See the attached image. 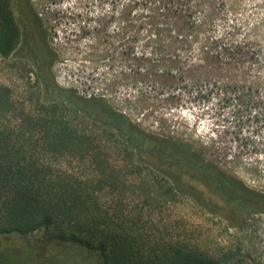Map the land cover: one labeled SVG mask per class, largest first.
<instances>
[{
	"label": "trees",
	"instance_id": "trees-1",
	"mask_svg": "<svg viewBox=\"0 0 264 264\" xmlns=\"http://www.w3.org/2000/svg\"><path fill=\"white\" fill-rule=\"evenodd\" d=\"M109 3L93 28L89 42L95 47L88 57L100 60L117 54L125 71L137 77L142 97H149V88L161 103L159 94L181 84L199 91L215 90L246 108L264 106V0ZM16 7L31 13L29 0H0L1 59L13 57L19 43ZM28 21L39 25L41 18L35 14ZM30 52L31 48L19 58L34 59ZM50 63L36 58L37 90L30 92L34 105L27 112L9 87L0 84V264H227L239 260L238 252L213 255L171 244L149 246L133 235L139 227L134 218H127L130 214L121 201L131 195L148 202L150 187L144 182L157 184L163 195L175 196L177 190L171 182L160 185V179L170 180L169 171L140 160L143 152L161 156L168 166H216L187 143L141 130L103 96L86 98L71 88L58 87ZM128 72L119 74L126 77ZM44 73L55 96L41 86ZM114 78L109 85L116 84ZM171 98L170 94L163 97L167 104ZM94 129L102 135L91 132ZM108 148L123 157L112 158ZM116 161L134 167L128 169ZM216 174L223 175L212 171L209 181L220 180ZM103 193L114 198L113 207L104 204ZM12 238L23 241L16 243ZM57 247L60 252L54 250Z\"/></svg>",
	"mask_w": 264,
	"mask_h": 264
},
{
	"label": "rangeland",
	"instance_id": "rangeland-1",
	"mask_svg": "<svg viewBox=\"0 0 264 264\" xmlns=\"http://www.w3.org/2000/svg\"><path fill=\"white\" fill-rule=\"evenodd\" d=\"M29 1V14L25 9L14 8L21 29L15 54L9 59L0 58V84L9 87L17 104H22L26 112L34 105L30 92L37 90L36 58L50 61V74L58 87L71 88L86 98L103 96L113 109L126 114L141 130L158 138L187 143L193 152L214 164L215 171L264 195V106L246 108L224 99L215 90L199 91L181 84L156 95L161 103L154 100L149 88L146 89L149 97H142L137 77L125 71L117 54L100 60L88 57L95 47L89 42L93 28L110 7L109 0ZM35 14L41 18L39 25L28 21ZM30 48L34 59L21 60L19 56L29 53ZM121 70L128 72L126 77L119 74ZM112 76L116 81L113 86L109 85ZM168 94L173 97L169 104L163 99ZM86 125L91 126L88 122ZM91 132L102 135L97 129ZM107 150L112 158L123 157L113 148ZM139 158L169 171L171 181L160 179L162 187L178 180V187L185 193L176 190L175 196L163 195L157 184L144 182L150 187L148 202L127 195L121 203L130 214L127 218H134L139 227L133 235L149 246L171 244L213 255L235 252L234 248L239 247L237 257L242 260L238 264H264V216L252 217L251 226L237 229L210 211L214 204L220 203L214 195L209 196V207L189 196L193 191H206L200 181L209 180L212 171L206 167L200 170L168 166L155 153L143 152ZM116 163L128 165V169L134 167L130 162ZM154 172V180H158L160 177ZM136 185L143 184L136 182ZM101 199L106 206H114V198L107 193ZM252 203L258 200L253 199ZM54 250L60 252L59 247Z\"/></svg>",
	"mask_w": 264,
	"mask_h": 264
},
{
	"label": "flooded vegetation",
	"instance_id": "flooded-vegetation-1",
	"mask_svg": "<svg viewBox=\"0 0 264 264\" xmlns=\"http://www.w3.org/2000/svg\"><path fill=\"white\" fill-rule=\"evenodd\" d=\"M43 68V67H42ZM35 73L38 74V71L35 68ZM41 86L45 89L47 94L51 95L52 87L51 81L45 79L44 75H41ZM44 79V80H43ZM191 167V166H190ZM194 168V167H193ZM211 171H215L213 167H206ZM196 169H203L196 168ZM166 173V172H165ZM168 175V174H167ZM218 177L220 180L215 182L212 181H200L206 191L199 190V192H190L189 196H192L195 201L198 203L209 207L211 204V200L209 196L214 195L216 198L220 200L219 204H214L215 207L213 209L210 208V211H213L215 215L221 218L224 221H230L233 227L237 229H243L245 227L251 226L253 218L258 216H264V195L259 194L257 192L249 190L246 186L242 185L240 182L225 179L228 178L225 175L216 174L214 175ZM171 179V176L168 175ZM212 177V175H209ZM224 178L225 180H222ZM174 187L179 191L183 192L181 188L178 187V180L173 182ZM185 193V192H183ZM208 195V196H206ZM258 200V203L253 204L252 200ZM252 203V204H251ZM235 252L240 251V248H234ZM240 257V256H239ZM242 260L240 257L239 260L233 261L227 264H238Z\"/></svg>",
	"mask_w": 264,
	"mask_h": 264
}]
</instances>
